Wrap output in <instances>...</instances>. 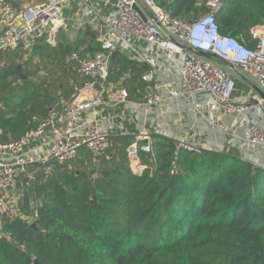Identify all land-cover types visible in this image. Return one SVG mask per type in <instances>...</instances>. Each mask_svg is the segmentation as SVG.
I'll return each mask as SVG.
<instances>
[{"label":"trees","instance_id":"1","mask_svg":"<svg viewBox=\"0 0 264 264\" xmlns=\"http://www.w3.org/2000/svg\"><path fill=\"white\" fill-rule=\"evenodd\" d=\"M154 1L187 23L209 11V0ZM215 18L221 33L252 48L264 0H221ZM99 51L85 24L70 41L35 38L1 53L0 144L61 115L86 80L73 55ZM145 70L115 51L107 82L141 102ZM152 138L151 174H132L126 148L134 137L118 131L101 156L82 148L69 163L28 168L16 184L19 213L0 217V264H264V168L236 150L194 155ZM140 158L149 165L146 154ZM33 221L41 230L30 228Z\"/></svg>","mask_w":264,"mask_h":264},{"label":"built area","instance_id":"2","mask_svg":"<svg viewBox=\"0 0 264 264\" xmlns=\"http://www.w3.org/2000/svg\"><path fill=\"white\" fill-rule=\"evenodd\" d=\"M69 5L77 29L89 25L100 51L91 58L73 55L86 80L61 115L0 144V217L19 213L21 194L10 192L28 168L69 163L82 148L101 156L115 131L134 137L126 148L133 175L155 170L154 135L194 155L236 150L249 162L245 150L264 151V100L252 88L264 93V25L250 29L255 45L248 48L220 32L215 12L221 0H209V11L191 23L173 18L154 0H0V54L41 37L56 45ZM115 51L146 66L143 101L108 84ZM238 81L247 91L236 93ZM226 118L233 122L224 124ZM252 162L262 166L258 157Z\"/></svg>","mask_w":264,"mask_h":264},{"label":"rangeland","instance_id":"3","mask_svg":"<svg viewBox=\"0 0 264 264\" xmlns=\"http://www.w3.org/2000/svg\"><path fill=\"white\" fill-rule=\"evenodd\" d=\"M71 5V4H70ZM70 5L68 6V8H70ZM72 10L71 8L68 9V22H67V27L64 29V30H61L58 34V38H57V41H60L62 36H65L69 41L74 39L75 38V34L77 32V27L79 26L78 23H75L74 21V13L72 14ZM237 83H241L240 81H238ZM240 91H247V87L244 86L243 88L241 89H238L236 88V93H239ZM255 94L259 95L256 91H254ZM261 153V159L263 158L264 160V152L262 153L261 151H259ZM257 150L256 151H251V150H245L243 152V154L246 156V158L248 159L249 163H252L254 166H258V165H255L253 161V156H256L257 157V154L256 153H259ZM258 167H263L264 168V165H259ZM17 187L15 186L14 189H11V192L10 194L12 196H15L17 195ZM11 196V197H12Z\"/></svg>","mask_w":264,"mask_h":264},{"label":"water","instance_id":"4","mask_svg":"<svg viewBox=\"0 0 264 264\" xmlns=\"http://www.w3.org/2000/svg\"><path fill=\"white\" fill-rule=\"evenodd\" d=\"M134 8V10H136L137 12H139V10L136 8V7H133ZM140 13V12H139ZM141 16L143 17V15L141 14ZM144 18V17H143ZM202 56H204V57H208L205 53H202L201 54ZM16 71H17V73H18V75H19V77L21 78V79H24L25 77L21 74V72H20V67L18 66L17 68H16ZM252 88L254 89V91H256L258 94H259V96L264 100V93L258 88V87H256V86H254V85H252ZM30 228L31 229H34V230H41V227L39 226V223L37 222V221H33L32 223H31V225H30ZM34 264H38L37 263V261H34Z\"/></svg>","mask_w":264,"mask_h":264},{"label":"crops","instance_id":"5","mask_svg":"<svg viewBox=\"0 0 264 264\" xmlns=\"http://www.w3.org/2000/svg\"><path fill=\"white\" fill-rule=\"evenodd\" d=\"M235 121V120H234ZM233 121L232 120H230V119H228V118H226V119H224V121H223V123L224 124H226V125H229V124H231ZM170 133L172 134V135H178V131H177V127L176 126H171L170 127ZM200 139H203V137H199ZM259 152V151H258ZM262 153L264 152V151H261ZM257 154V157L259 158V160H260V162H261V164L262 165H264V160H263V158L261 159V153L259 152V153H256ZM254 158H257L256 156H253Z\"/></svg>","mask_w":264,"mask_h":264}]
</instances>
